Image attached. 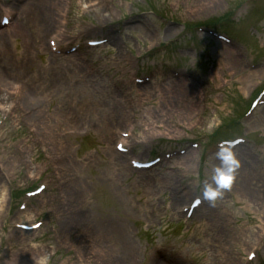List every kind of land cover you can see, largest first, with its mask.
Listing matches in <instances>:
<instances>
[{
  "label": "rangeland",
  "instance_id": "obj_1",
  "mask_svg": "<svg viewBox=\"0 0 264 264\" xmlns=\"http://www.w3.org/2000/svg\"><path fill=\"white\" fill-rule=\"evenodd\" d=\"M69 1L58 2L52 23L69 3L71 38L99 40L112 35L118 46L105 44L50 60L45 41L53 24L39 37L42 52L34 46L38 33L31 24L21 38L8 42L6 51L15 55L26 40L33 64L22 68L21 77L32 79L38 90L36 103L29 107L42 102L49 130L32 134L29 124L18 126L12 136L7 187L16 192L37 186L36 181L50 184V191L32 202L22 217L44 220L46 226L31 236H20L9 264H20V259L31 256L39 264L103 263L89 258L82 237L65 224L71 217L67 205L89 216L100 230L108 223L123 229L122 237L128 242L124 249L133 256L124 264H153L158 253L165 256L156 264H245L246 251L256 241L264 245L260 241L264 231V109L241 119L264 86L262 8L246 5V0ZM24 2L0 0V15L9 9L19 15L10 32L26 22L20 17ZM99 9L110 21L94 17ZM230 13L232 23L218 30L232 40L230 45L204 33L184 31L188 25L211 30L205 25ZM165 44L171 45L165 48ZM62 63L66 70L59 69ZM174 72L188 77H172ZM134 77L149 82L135 86ZM57 78L62 81L57 87L47 84ZM179 87L186 93L182 97L181 91L175 92ZM184 104L191 106L187 113ZM131 126L128 158L162 156L185 148L188 142L205 145L208 135L212 142L243 136L249 143L230 153L208 155L202 162L201 150L190 151L184 161L176 158L150 173L138 174L130 172L113 149L119 133ZM18 149L16 169L14 150ZM229 155L231 159L225 160ZM221 174L231 176L226 187L219 183ZM73 183L82 187V195L70 193L66 186ZM206 192L215 195L206 196ZM196 194L206 199L187 223L177 209ZM8 202L7 196L3 217L14 212L18 199L10 202L11 210ZM121 252L116 253L118 258Z\"/></svg>",
  "mask_w": 264,
  "mask_h": 264
},
{
  "label": "bare ground",
  "instance_id": "obj_2",
  "mask_svg": "<svg viewBox=\"0 0 264 264\" xmlns=\"http://www.w3.org/2000/svg\"><path fill=\"white\" fill-rule=\"evenodd\" d=\"M59 1L60 0H25L21 7L22 10H20V17L21 19L26 20V22L24 24L18 25L15 29H13V32L7 33L8 30H3L0 32V113L6 115H16L14 120L19 124L24 122L29 124L33 130L32 133L34 134L37 133V130H45L47 133L49 126L45 123V119L47 118L43 112V109L37 108V105L29 107L32 103H36L40 95L38 90L34 85L28 84L26 81L22 82V80L19 78L22 73V68H30V66L33 64L32 58L30 57L29 51L26 47V40H22V51L16 56L15 61H12L9 58V54L6 52L7 41L17 40V38H19L17 37L18 35H21L22 37L27 30L26 25L31 24L33 29H35V31L38 33L36 37L38 45L34 46H37V49L42 52L44 48L39 37H42L46 32H48L51 29L52 24L54 26L55 21L52 23L54 8L56 5L58 6ZM95 12L96 13L94 17H96V19H101L107 22L110 21V18L103 16V13L100 9ZM18 16L19 15H17L16 18H18ZM62 37L61 43H65L67 40L71 39L70 32L63 35ZM110 46L117 47L118 43L113 41ZM47 66L51 67L52 65L48 64ZM59 69L66 70L65 64H59ZM83 72L84 71L82 70L80 73L82 74ZM16 75H19V77H16ZM36 75L37 77H40L42 75L41 71L37 70ZM60 79L61 78H57L56 81H47V84L57 87L59 83H62ZM16 83H18L17 91H15L16 89L14 88V84ZM50 88L52 89V87H49V89ZM181 89L182 88L179 87V89L177 91L175 90V92L178 94ZM50 92H53V90ZM185 94L186 93L184 90H182L181 93H179V96L182 97ZM12 98L17 99V105L14 106V113L13 111L9 113L6 111L5 105L12 101L10 100ZM184 105L187 107L183 108V112L187 113L191 106L187 104ZM5 137L6 135L2 134V142H0V145L10 150V148L5 143ZM19 151L20 149L14 150L15 162H20V154L19 156L17 154ZM184 160L186 159L183 158V161ZM118 164L120 165V163ZM246 179L248 178L246 177ZM246 179L244 178L243 182H246ZM66 187L69 189L70 193L74 195V197L82 195V187L79 186V184L77 185L76 183H73ZM244 190L247 191L246 186H244ZM5 193L6 190L4 186L0 185V219L2 218L4 211V203L6 199ZM173 196L177 197L178 195L174 194ZM66 207L70 211L71 217L70 220L65 224L69 228L73 227L78 233L77 235L79 238L80 236L82 237L83 242L85 243L84 245L86 246V248H84V252H90L89 258L93 257L94 259L97 258V260L101 259L103 260V263L101 262V264H124L125 262L128 263L130 260L132 261L133 256L129 251L124 249L128 246V242L122 237L125 232H123L121 227L113 223H108L102 230H100L91 224L89 216L83 214L81 211L72 209L68 205ZM28 235L29 234H26V236ZM215 237H217V241H220V235L218 233L215 235ZM120 251H122L121 253L123 256L118 258L116 253ZM41 263L43 264V261ZM20 264L39 263H35L34 256H31L29 260H22Z\"/></svg>",
  "mask_w": 264,
  "mask_h": 264
},
{
  "label": "clouds",
  "instance_id": "obj_3",
  "mask_svg": "<svg viewBox=\"0 0 264 264\" xmlns=\"http://www.w3.org/2000/svg\"><path fill=\"white\" fill-rule=\"evenodd\" d=\"M224 159H225V160H230L231 157H230V155H229V156H225ZM228 172H229V173L231 172V169H230V168L228 169ZM230 180H231V176H230V175H224V174H221V175L219 176V183H220L221 186L226 187V186L228 185V183H229ZM205 195H206V196H212V195H215V193H212V192H206Z\"/></svg>",
  "mask_w": 264,
  "mask_h": 264
}]
</instances>
